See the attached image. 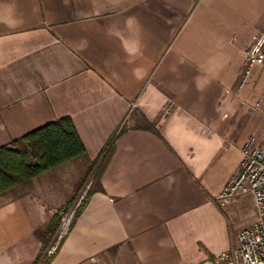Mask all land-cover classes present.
Masks as SVG:
<instances>
[{
  "label": "crops",
  "instance_id": "1",
  "mask_svg": "<svg viewBox=\"0 0 264 264\" xmlns=\"http://www.w3.org/2000/svg\"><path fill=\"white\" fill-rule=\"evenodd\" d=\"M260 34L264 0H0V147L61 117L87 154L74 161L113 139L49 264H198L236 246L252 199L218 195L247 139L264 141V68L240 87ZM74 161L0 196V264H33L34 232L80 183Z\"/></svg>",
  "mask_w": 264,
  "mask_h": 264
},
{
  "label": "trees",
  "instance_id": "2",
  "mask_svg": "<svg viewBox=\"0 0 264 264\" xmlns=\"http://www.w3.org/2000/svg\"><path fill=\"white\" fill-rule=\"evenodd\" d=\"M148 127L157 133L152 125L149 124ZM112 149L113 139H110L100 156L101 162L93 175L91 186L75 210L69 230L72 229L77 217L87 204L89 197L101 190L99 185L100 172L110 157ZM100 158L90 162L91 170ZM76 159L88 160L78 133L69 117L56 119L0 147V196L12 189L25 186L32 179L43 173ZM83 185L80 182L76 186L72 197L63 208L64 210L72 207L73 203L78 199ZM58 211L43 229L34 232V236L41 242L42 247L33 264H49L64 241V239L61 241L56 253L49 257H44V252L59 227L60 216ZM42 258H44L43 262L40 263Z\"/></svg>",
  "mask_w": 264,
  "mask_h": 264
},
{
  "label": "built area",
  "instance_id": "3",
  "mask_svg": "<svg viewBox=\"0 0 264 264\" xmlns=\"http://www.w3.org/2000/svg\"><path fill=\"white\" fill-rule=\"evenodd\" d=\"M242 65L244 76L240 87L245 83L253 67L264 68V34H260L253 44L244 49ZM261 105H264V100L261 101ZM171 111L172 105H168L162 112L169 114ZM240 153L238 170L223 186L218 195V202L223 205L236 197H251L255 221L249 227L239 231L234 248L221 252L212 260H205L198 264H264V141L256 144L254 137H249L241 147ZM82 198L83 196L76 199L70 209L58 211L59 227L44 252V257L57 252L61 241L70 231L75 210ZM90 260L92 263L97 262L95 258Z\"/></svg>",
  "mask_w": 264,
  "mask_h": 264
},
{
  "label": "rangeland",
  "instance_id": "4",
  "mask_svg": "<svg viewBox=\"0 0 264 264\" xmlns=\"http://www.w3.org/2000/svg\"><path fill=\"white\" fill-rule=\"evenodd\" d=\"M86 165V166H85ZM84 166V169H83ZM68 168L70 169V174L69 176L71 177V180L73 182H82L84 185L83 187H90L91 186V181L93 180V175L95 173V168L91 170V167L83 162L74 161L71 164H69ZM85 177H84V176ZM89 189V188H88ZM81 194V193H80ZM84 192L80 196H84ZM79 196V195H78ZM238 215H235V219H233V224L236 225L239 222H242L247 218V214H249L250 211V206H242L240 209H238ZM255 214V210H254ZM99 264H134L131 258L127 257H122L119 255H115V261L113 263H106L98 260Z\"/></svg>",
  "mask_w": 264,
  "mask_h": 264
},
{
  "label": "water",
  "instance_id": "5",
  "mask_svg": "<svg viewBox=\"0 0 264 264\" xmlns=\"http://www.w3.org/2000/svg\"><path fill=\"white\" fill-rule=\"evenodd\" d=\"M85 193H86V192H85ZM85 193H84V194H85Z\"/></svg>",
  "mask_w": 264,
  "mask_h": 264
}]
</instances>
